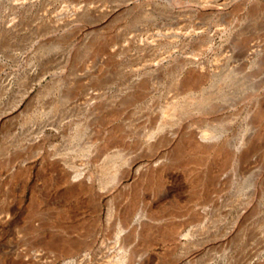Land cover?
<instances>
[{
	"label": "rangeland",
	"instance_id": "374dc122",
	"mask_svg": "<svg viewBox=\"0 0 264 264\" xmlns=\"http://www.w3.org/2000/svg\"><path fill=\"white\" fill-rule=\"evenodd\" d=\"M201 1L0 0V264H264V74L163 103L188 54L211 66L253 43L264 73V0ZM120 43L174 55L152 89L121 94Z\"/></svg>",
	"mask_w": 264,
	"mask_h": 264
},
{
	"label": "bare ground",
	"instance_id": "6f19581e",
	"mask_svg": "<svg viewBox=\"0 0 264 264\" xmlns=\"http://www.w3.org/2000/svg\"><path fill=\"white\" fill-rule=\"evenodd\" d=\"M206 1V0H205ZM201 2H203V0L201 1ZM81 4V3H80ZM124 4V3H123ZM79 5V4H78ZM119 5V4H118ZM73 6H75V5H73ZM100 7V6H99ZM103 7V6H102ZM99 9V8H98ZM115 9V8H114ZM143 9V8H142ZM91 10V8L89 9V7L88 6H85L84 5V7H79V8H77V10H76V16L77 17H81V16H83L84 14H86L88 11H90ZM97 10V9H96ZM107 10V9H106ZM92 11V10H91ZM101 11V10H100ZM99 11V12H100ZM162 11H164V10H161L159 7H155V8H153V10H152V12H153V14H154V12H158V13H160V12H162ZM187 11V10H186ZM98 12V13H99ZM144 12V14H148L147 12H149V11H143ZM152 12H149V13H152ZM164 13V12H163ZM173 13V12H172ZM177 13V12H176ZM73 14V13H72ZM96 14V13H95ZM142 15H143V13H141ZM182 14V13H181ZM98 15H100V14H98ZM97 15V16H98ZM141 15V16H142ZM73 16V15H72ZM144 16V15H143ZM148 16V15H147ZM149 17V16H148ZM181 17V16H180ZM75 19V18H74ZM99 19V18H98ZM139 19V18H138ZM140 19H142L141 17H140ZM139 19V20H140ZM55 20V19H54ZM101 20H102V18H101ZM104 20V19H103ZM41 22V21H40ZM44 23V22H43ZM134 23V22H133ZM40 26H41V24H40ZM168 31V30H167ZM175 32L177 31V30H174ZM180 31H177L176 32V34L177 33H179ZM185 32V31H184ZM126 33V32H125ZM169 33V32H168ZM127 34V33H126ZM125 34V35H126ZM166 34V33H165ZM125 35H123L122 34V36L123 37H125ZM160 35V34H159ZM180 35V34H179ZM178 35V36H179ZM161 37H165V35H160ZM168 36V35H167ZM126 37H127V35H126ZM149 37V36H148ZM151 39V38H150ZM161 39H163V38H161ZM237 39V38H236ZM127 40V39H126ZM129 40V39H128ZM127 40V41H128ZM144 40V39H143ZM168 40V39H167ZM172 41V40H171ZM148 43V42H147ZM145 44V43H144ZM115 45V44H114ZM125 45V44H124ZM261 46V45H260ZM123 47V44L122 43H120L119 44V49H118V51H115L116 52V55H119V53L121 52L120 50H121V48ZM257 46L255 45V44H253V43H251V44H247V46L246 47H244V48H242V49H238V50H236V51H234L232 54H230V53H228V54H224V55H222V56H220V57H218V58H215L216 60L217 59H219V60H217L218 62L217 63H215V64H213L212 65V63H214V61L212 60V63H211V66L210 65H206V64H204L203 62L201 63L199 60H198V58L196 57V56H194L193 54L192 55H189L188 54V56H183V57H181V59H180V61H178V63L177 64H175V65H173L171 68H170V72H171V77H170V80H169V85H167V91H165L166 92V94L164 95V101H163V103L164 102H166V104H170V103H172L173 105H169L168 104V106H173L172 108V110H173V112L176 114L177 112H184V106H182V104H185V102H187L186 100H190L191 101V99H185V102L184 103H182V104H180V105H176V106H174L175 105V103L176 102H173V100H174V98L175 97H177L178 98V96H180V95H183L184 97H185V94H189V93H191V92H193V91H195V90H201L203 93V95H204V93L205 92H207L209 89H214L215 90V92L217 93V91H216V89L217 90H219L218 88H219V85L221 84V85H223V84H225L226 82H232L234 79H240L241 81H242V83H243V81L245 82L246 81V83L248 82L249 83V81L251 82V85L252 86H254L255 88H256V86H259L261 83H262V81H263V78L261 77V73L262 74H264L263 72H261V70L262 69H260L259 67L260 66H258L259 65V63L263 60V56L261 55V53L259 52V50H257V48H256ZM129 48V47H128ZM111 49V48H110ZM169 53V52H168ZM223 53V52H222ZM115 55V54H114ZM147 55V54H146ZM156 55V54H155ZM154 55V56H155ZM54 56V55H53ZM148 56V55H147ZM151 56H153V55H151ZM159 56H160V54H159ZM172 56H174V55H172ZM172 56H170V55H166V57H160L158 60H155V59H151V57L149 58V57H146L145 55H139V54H131V55H127V54H125V55H119L118 56V58H120V66H118L119 68V72L118 71H116V72H118L119 73V75H121V77H122V79H124L123 80V83H122V88H121V90H120V92H121V94L122 93H124V92H126L127 90H129V89H152L154 86H155V83H156V81H157V79H158V75H159V72L161 71V69L163 68V61H165L166 59H170ZM177 58V56H175V59ZM174 59V58H173ZM178 59V58H177ZM174 61V60H173ZM105 62V61H104ZM112 63V62H111ZM165 67V66H164ZM146 68L148 69V70H146ZM184 70H188L189 71V73H188V76L186 77V78H184L181 82L179 81V79H180V74L182 73L183 74V71ZM164 71V70H163ZM263 71V70H262ZM118 78H119V76H118ZM161 78V77H160ZM89 80V79H88ZM167 80V79H166ZM159 81V80H158ZM161 82V81H160ZM240 82V81H239ZM237 83V82H236ZM247 83V84H248ZM245 84V83H244ZM162 85H163V83H162ZM220 85V86H221ZM231 85V84H230ZM233 85H234V83H233ZM239 85V84H238ZM165 86H166V84H165ZM224 86V85H223ZM232 86V85H231ZM231 86H230V89L229 90H232V88H231ZM263 86V85H262ZM87 87V86H86ZM225 88H226V86H224ZM228 87V86H227ZM236 87V86H235ZM234 87V88H235ZM246 87V86H245ZM223 88V87H222ZM224 89V88H223ZM248 89V88H247ZM193 90V91H192ZM199 90V91H200ZM228 90V89H227ZM228 90V91H229ZM251 90V89H250ZM256 90V89H255ZM254 90V91H255ZM144 91V90H143ZM147 91V90H146ZM150 91V90H149ZM219 91H221V90H219ZM245 91V90H244ZM257 91H258V89H257ZM211 92H213V91H211ZM210 92V93H211ZM235 92V91H234ZM233 92V93H234ZM248 92V91H247ZM82 93V92H81ZM215 93V94H216ZM220 93H222V92H220ZM224 93V92H223ZM192 94V93H191ZM194 94V93H193ZM214 94V95H215ZM227 94V93H226ZM243 94H244V92H243ZM103 95V94H102ZM124 95V94H123ZM126 95V94H125ZM190 95V94H189ZM195 95H197V94H195ZM198 95H200V94H198ZM197 95V96H198ZM208 95H209V92H208ZM212 95V94H211ZM220 95V94H219ZM222 95V94H221ZM220 95V96H221ZM232 95V94H231ZM196 96V97H197ZM200 96H202V95H200ZM228 96V95H227ZM239 96V95H238ZM99 98L98 97V94L97 93H95V92H86L84 95H83V97H82V99L81 100H85L86 102L88 101V100H93V99H95V98ZM190 96H188V98H189ZM192 97V96H191ZM206 97H208V96H206ZM206 97L205 96H202L199 100H197V102L194 104V106H195V110H193V111H197L198 113H199V111H201V109L203 108V107H205V106H207L208 108H209V105H213V106H217V104L215 103V105H214V102H213V104L211 103L212 102V100H211V96H210V100H211V102L209 101V99H206ZM215 97V96H214ZM223 97V96H222ZM226 97V96H225ZM209 98V97H208ZM224 98V97H223ZM229 98V97H228ZM145 99V98H144ZM193 99V98H192ZM214 99V98H213ZM227 99V98H226ZM230 99H231V97H230ZM177 100V99H176ZM196 100V99H195ZM246 100V99H245ZM114 101V100H113ZM189 101V102H190ZM219 101V99L217 100V102ZM229 101V100H228ZM231 101V100H230ZM244 101V100H243ZM257 101V100H256ZM177 102H178V100H177ZM180 102V101H179ZM178 102V103H179ZM209 102L211 103V104H209ZM216 102V101H215ZM221 102L222 101H220V105L223 107V105L221 104ZM225 102H226V100H225ZM253 102V101H252ZM90 103V102H89ZM178 103H176V104H178ZM181 103V102H180ZM188 103V102H187ZM190 103H192V101L190 102ZM190 103H189V105H190ZM229 103V102H228ZM233 103V102H232ZM209 104V105H208ZM231 104V103H230ZM163 105H165V104H163ZM186 105H188V104H186ZM188 105V106H189ZM192 105H193V103H192ZM226 105V104H225ZM233 105V104H232ZM193 106V107H194ZM228 106H230L229 104H228ZM163 107V106H162ZM227 107V106H226ZM165 108V107H164ZM185 108H187V106L185 107ZM198 108V109H197ZM200 108V109H199ZM211 108V107H210ZM216 108V107H215ZM217 108H218V106H217ZM166 109L167 108H165L162 112V117H165L166 116V114L167 113H165L166 112ZM189 109H190V107H189ZM193 108L191 107V110H192ZM197 109V110H196ZM204 109V108H203ZM202 109V110H203ZM221 109H223L224 110V108H221ZM186 110V109H185ZM207 109H205V111H206ZM215 110V109H214ZM204 111V112H205ZM208 111V110H207ZM219 111H220V109H219ZM158 112V111H157ZM201 112H203V111H201ZM216 112V111H215ZM156 113V112H155ZM194 113V112H193ZM196 113V112H195ZM207 113V112H206ZM173 115V114H172ZM180 115V114H179ZM184 116H185V114H183ZM182 115V116H183ZM175 116V115H174ZM181 116V115H180ZM166 118V117H165ZM171 118V117H170ZM170 118H168V119H170ZM200 119V118H199ZM207 119V118H206ZM108 120V119H107ZM161 120H163V119H161ZM168 121V120H167ZM170 121V120H169ZM173 121V120H172ZM182 121V120H181ZM157 122V121H156ZM163 122H164V120H163ZM163 122L161 123V124H159V125H161V126H163L164 124H163ZM172 123V122H171ZM177 123V122H176ZM175 123V124H176ZM190 123V122H189ZM132 124V123H131ZM169 124H170V122H169ZM187 125V124H186ZM161 126L159 127L160 129H161ZM175 126V125H174ZM137 127V126H136ZM157 128V127H156ZM155 128V129H156ZM163 128H164V126H163ZM178 128H180V127H178ZM159 129V130H160ZM158 130V129H157ZM168 130V129H167ZM172 130V129H171ZM191 130V129H190ZM147 131V130H146ZM200 131V130H199ZM130 132V131H129ZM149 132V131H148ZM184 132V131H183ZM132 133V132H131ZM143 133V132H142ZM140 134V133H139ZM138 134V135H139ZM145 134V133H144ZM134 135H136V134H134ZM155 135V132H150V133H146L145 134V137L144 136H142V137H144V138H146V140H144L145 141V143L144 144H150L149 142H150V140L151 139H153L152 137ZM196 135H198V134H196ZM202 136H199L200 137V141L203 143V142H206V139H209V138H211L210 136H208L207 134H205L204 133V135L203 134H201ZM128 136V135H127ZM162 136V135H161ZM212 136V135H211ZM213 136H215V135H213ZM132 137V136H131ZM181 137V136H180ZM193 137V136H192ZM154 138H155V136H154ZM197 138V137H196ZM122 139V138H121ZM133 139V138H132ZM139 139V138H138ZM194 139V138H193ZM198 139V138H197ZM135 140H136V138H135ZM213 140V139H212ZM156 141V140H155ZM185 141V140H184ZM199 141V139H198V142H200ZM125 143V142H124ZM183 143V142H182ZM138 144V143H137ZM142 144H143V142H142ZM152 144H153V142H152ZM151 144V145H152ZM163 144V143H162ZM190 144H191V141H190ZM123 145V144H122ZM166 146V145H165ZM152 147V146H151ZM171 147V146H170ZM149 148H150V146H149ZM204 148V147H203ZM237 148V147H236ZM139 149V148H138ZM142 149V148H141ZM184 149V148H183ZM128 150V149H127ZM149 150V149H148ZM234 150V149H233ZM146 151H147V148H146ZM229 151H230V149H229ZM236 151H237V149H236ZM236 151H234V152H236ZM230 152H232V151H230ZM254 152V151H253ZM179 153V152H178ZM191 153V152H190ZM189 153V154H190ZM225 153V152H224ZM224 153H222V155L220 154L219 156H223V154ZM228 153V152H227ZM136 154V153H135ZM150 154V153H149ZM152 154V153H151ZM163 155V154H162ZM166 155V154H165ZM227 155V154H226ZM229 155V154H228ZM119 156V155H118ZM121 156V155H120ZM159 156V155H158ZM196 156V155H195ZM127 157V156H126ZM125 157V158H126ZM166 157H167V155H166ZM197 157H198V155H197ZM213 157V156H212ZM227 157V156H226ZM124 158V159H125ZM130 158V157H129ZM189 159H190V157H188ZM232 158V157H231ZM132 159V158H131ZM141 159V158H140ZM112 160V159H111ZM110 160V161H111ZM162 160V159H161ZM228 160V159H227ZM106 161H108L107 160V157H106ZM182 161V160H181ZM235 161V160H234ZM126 162V161H125ZM125 162H123V163H125ZM163 162V161H162ZM188 162H190V161H188ZM219 162H221V161H219ZM218 162V163H219ZM224 162V161H223ZM253 163H254V165H252V164H250L249 163V165H252V167H250V170H252V168H257V164L255 165V162L254 161H252ZM251 162V163H252ZM259 162V161H258ZM115 163V162H114ZM119 163V162H118ZM122 162H121V164H123ZM197 163V162H196ZM140 164V163H139ZM172 164V163H171ZM238 164V163H237ZM115 165V164H114ZM219 165V164H218ZM232 165V164H231ZM236 165V164H235ZM120 166V165H119ZM119 166L118 167H116V168H119ZM203 166V165H202ZM226 165H225V162H224V166L222 165V167H225ZM228 166V165H227ZM113 167V166H112ZM204 167V166H203ZM229 167V166H228ZM201 168V167H200ZM110 169H111V167H110ZM113 169V168H112ZM114 169H115V167H114ZM139 169V168H138ZM164 169V168H163ZM224 169V168H223ZM122 170V169H121ZM167 170V169H166ZM187 170V169H186ZM222 170V169H221ZM227 171H228V169H226ZM226 170H222V173H221V171H220V175H221V179H223V173H225V172H227ZM249 170V171H250ZM255 170V169H254ZM111 171V170H110ZM109 171V172H110ZM206 171H207V169H206ZM216 171V170H215ZM219 171H217V172H219ZM225 171V172H224ZM195 172V171H194ZM251 172V171H250ZM256 172V171H255ZM254 172V173H255ZM118 173V172H117ZM139 173V172H138ZM190 173V172H189ZM197 173V172H196ZM252 173V172H251ZM116 170H115V172H112L111 173V177H110V179L111 180H115V177H116ZM108 175V174H107ZM214 175V174H213ZM226 176H227V174H225ZM232 175H233V173H232ZM109 176V175H108ZM188 176V175H187ZM215 176V175H214ZM204 177V176H203ZM134 178V177H133ZM138 178V177H137ZM109 179V178H108ZM181 179V178H180ZM211 179V178H210ZM212 179H214V178H212ZM215 179H217V178H215ZM225 179V178H224ZM110 180V181H111ZM134 180V179H133ZM220 180V179H219ZM112 181V182H113ZM111 182V183H112ZM196 183V182H195ZM222 183V182H221ZM169 184V183H168ZM225 184H226V182H225ZM193 185V184H192ZM213 185H215V184H213ZM221 185V184H220ZM220 185H219V187H220ZM189 186V185H188ZM103 187V186H102ZM214 187V186H213ZM218 187V186H217ZM216 187V188H217ZM218 187V188H219ZM217 188V189H218ZM223 188V187H222ZM103 190V189H102ZM164 190H165V188H164ZM219 190V189H218ZM216 191V190H215ZM191 192V191H190ZM189 192V193H190ZM226 192V191H225ZM219 193H221V192H216L215 194L217 195H219ZM228 193H230V192H228ZM164 194V193H163ZM214 195V194H213ZM217 195V196H218ZM227 195V194H226ZM214 197V196H213ZM219 197V196H218ZM191 198V197H190ZM204 198V197H203ZM224 198V197H223ZM234 198V197H233ZM195 199H196V197H195ZM237 199V198H236ZM226 200H227V198H226ZM231 202V201H230ZM229 202V203H230ZM194 203V202H193ZM200 203V202H199ZM226 203H228L227 201H226ZM197 204V203H196ZM233 204V203H232ZM239 204V203H238ZM218 205V204H217ZM229 205H231V204H229ZM229 205H227V206H229ZM235 205V204H234ZM225 206H226V204H225ZM236 206V205H235ZM239 206V205H238ZM187 207V206H186ZM195 207V206H194ZM197 207V206H196ZM223 207V206H222ZM225 208V207H224ZM245 216V215H244ZM140 218V217H139ZM244 219V218H243ZM246 219V218H245ZM236 220V219H235ZM198 222V221H197ZM213 223V222H212ZM232 223V222H231ZM244 223V222H243ZM199 224V223H198ZM197 225V224H196ZM204 227V226H203ZM240 227V226H239ZM176 228V227H175ZM211 228V227H210ZM223 228V227H222ZM251 228V227H250ZM205 229V228H204ZM174 230V229H173ZM228 231V230H227ZM244 231V230H243ZM189 232V231H188ZM190 233V232H189ZM168 235V234H167ZM193 235V234H192ZM199 235V234H198ZM169 236V235H168ZM176 236V235H175ZM247 259V258H246ZM264 263V262H263Z\"/></svg>",
	"mask_w": 264,
	"mask_h": 264
}]
</instances>
